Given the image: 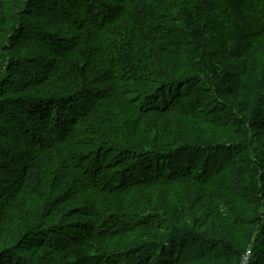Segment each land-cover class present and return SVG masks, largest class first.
<instances>
[{"label":"trees","instance_id":"16d2710c","mask_svg":"<svg viewBox=\"0 0 264 264\" xmlns=\"http://www.w3.org/2000/svg\"><path fill=\"white\" fill-rule=\"evenodd\" d=\"M0 82V264H264V0H0Z\"/></svg>","mask_w":264,"mask_h":264},{"label":"rangeland","instance_id":"374dc122","mask_svg":"<svg viewBox=\"0 0 264 264\" xmlns=\"http://www.w3.org/2000/svg\"><path fill=\"white\" fill-rule=\"evenodd\" d=\"M8 7V6H7ZM12 12V11H11ZM44 55V54H43ZM2 82H0V84H1ZM51 86V83H47L46 84V86H45V90L44 91H46V93H49L48 91H47V89L49 88ZM125 88H128L129 86L128 85H125L124 86ZM125 88H121L122 90H125ZM119 94V93H118ZM116 97H118V95H116ZM121 101L122 102H120L118 105H117V108L118 109H121V107L124 105V103H127V102H123V100L121 99ZM128 104V103H127ZM130 113V112H129ZM124 114V116H127L128 118H130V117H132L131 115L132 114H126L125 113V111H123L122 112V115ZM94 116H98L97 114H95ZM90 119H91V117H89L88 119L87 118H85V119H82L81 121H78L77 122V126H79V130L80 129H82V127H86L89 123H90ZM114 122H112V124H113ZM147 127H150V125H148V124H144V128H147ZM142 190V188H138L137 190H135V191H141ZM134 191V192H135ZM133 192V193H134ZM133 193H130L129 194V196L126 198V199H124V200H122V201H125V200H127L131 195H133ZM134 200H137V197H136V195H135V197L133 198V199H131V200H129L128 201V203H131V201H134ZM236 207H239V205L238 206H236ZM31 209H32V207H30ZM239 213H248V212H246V208H240L239 209V211H238ZM244 232L243 231H241V235L243 234ZM244 237H246V238H248L249 236L247 235V234H245V235H243Z\"/></svg>","mask_w":264,"mask_h":264}]
</instances>
